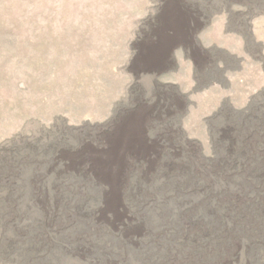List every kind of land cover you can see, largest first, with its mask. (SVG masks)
Here are the masks:
<instances>
[{
	"label": "rangeland",
	"instance_id": "obj_1",
	"mask_svg": "<svg viewBox=\"0 0 264 264\" xmlns=\"http://www.w3.org/2000/svg\"><path fill=\"white\" fill-rule=\"evenodd\" d=\"M137 122L262 147L264 0H0V264H54L21 237L32 179Z\"/></svg>",
	"mask_w": 264,
	"mask_h": 264
},
{
	"label": "bare ground",
	"instance_id": "obj_2",
	"mask_svg": "<svg viewBox=\"0 0 264 264\" xmlns=\"http://www.w3.org/2000/svg\"><path fill=\"white\" fill-rule=\"evenodd\" d=\"M136 124L106 145L59 151L50 184L32 179L36 215L20 222L36 258L50 250L54 264H264V145L224 124L206 153L169 127L151 136Z\"/></svg>",
	"mask_w": 264,
	"mask_h": 264
}]
</instances>
